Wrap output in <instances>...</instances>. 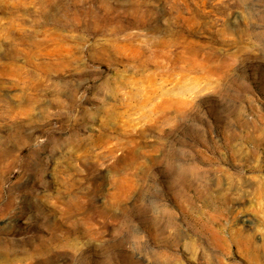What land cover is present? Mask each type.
<instances>
[{"label": "rangeland", "instance_id": "obj_1", "mask_svg": "<svg viewBox=\"0 0 264 264\" xmlns=\"http://www.w3.org/2000/svg\"><path fill=\"white\" fill-rule=\"evenodd\" d=\"M0 264H264V0H0Z\"/></svg>", "mask_w": 264, "mask_h": 264}, {"label": "bare ground", "instance_id": "obj_2", "mask_svg": "<svg viewBox=\"0 0 264 264\" xmlns=\"http://www.w3.org/2000/svg\"><path fill=\"white\" fill-rule=\"evenodd\" d=\"M245 217V216H244ZM243 218V217H242ZM246 219V218H245ZM217 231V230H216ZM218 233V232H217ZM219 234V233H218ZM217 234H215V236H216ZM218 239V238H217ZM216 240V239H215Z\"/></svg>", "mask_w": 264, "mask_h": 264}]
</instances>
